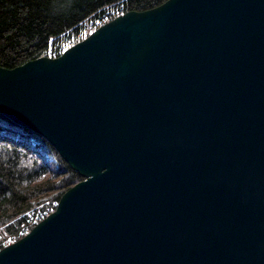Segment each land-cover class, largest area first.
Instances as JSON below:
<instances>
[{"label":"water","instance_id":"water-1","mask_svg":"<svg viewBox=\"0 0 264 264\" xmlns=\"http://www.w3.org/2000/svg\"><path fill=\"white\" fill-rule=\"evenodd\" d=\"M0 113L82 180L0 264H264V0H166L0 66Z\"/></svg>","mask_w":264,"mask_h":264},{"label":"trees","instance_id":"trees-1","mask_svg":"<svg viewBox=\"0 0 264 264\" xmlns=\"http://www.w3.org/2000/svg\"><path fill=\"white\" fill-rule=\"evenodd\" d=\"M166 0H0V66L13 68L39 56H58L61 46L82 39L114 10L142 11ZM82 177L39 134L0 113V249L34 225L28 212L56 207L60 196ZM6 239V238H5Z\"/></svg>","mask_w":264,"mask_h":264},{"label":"built area","instance_id":"built-area-1","mask_svg":"<svg viewBox=\"0 0 264 264\" xmlns=\"http://www.w3.org/2000/svg\"><path fill=\"white\" fill-rule=\"evenodd\" d=\"M122 14V12L118 11V10H114L110 13H107L102 20H99L97 21L96 25L94 27H90L88 30H87V33L84 34L83 38L85 36H87L90 32H92L94 29H96L98 26L102 25L103 23L111 20L112 18L118 16ZM79 40H72V41H69L67 42L66 44H63L61 46V52L63 50H65L66 48H68L69 46H71L72 44H74L75 42H77ZM50 53H48L47 56H51L49 55ZM52 57V56H51ZM51 211V209L49 208V206L47 207H44V208H37L36 210H32L31 212H28L27 213V216H26V225L29 226V225H35L37 222H39L40 220H42L43 218H45ZM27 227H24L23 230H22V233L24 232V234H26L28 231L26 230ZM15 240L12 238V237H8L7 240L5 242H2V245L3 246H6L12 242H14Z\"/></svg>","mask_w":264,"mask_h":264},{"label":"rangeland","instance_id":"rangeland-1","mask_svg":"<svg viewBox=\"0 0 264 264\" xmlns=\"http://www.w3.org/2000/svg\"><path fill=\"white\" fill-rule=\"evenodd\" d=\"M74 40H76V38H74ZM78 40H80V38H78ZM46 198H47V196L40 198L39 199V204H37L36 208L42 207L44 205L45 201H46ZM8 237H10V236H5L6 239L4 238L3 240H1V242H5Z\"/></svg>","mask_w":264,"mask_h":264}]
</instances>
